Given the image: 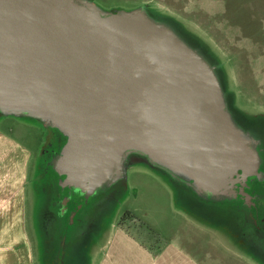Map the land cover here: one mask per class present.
<instances>
[{
  "label": "water",
  "instance_id": "water-1",
  "mask_svg": "<svg viewBox=\"0 0 264 264\" xmlns=\"http://www.w3.org/2000/svg\"><path fill=\"white\" fill-rule=\"evenodd\" d=\"M220 94L196 59L138 13L0 0V103L41 109L67 137L51 161L62 189L95 196L125 173L121 152L133 146L201 195L236 199L249 179L264 180L262 158L232 127Z\"/></svg>",
  "mask_w": 264,
  "mask_h": 264
},
{
  "label": "rangeland",
  "instance_id": "rangeland-1",
  "mask_svg": "<svg viewBox=\"0 0 264 264\" xmlns=\"http://www.w3.org/2000/svg\"><path fill=\"white\" fill-rule=\"evenodd\" d=\"M105 14L138 13L196 59L221 89L231 125L254 143L264 167V0H84ZM45 113L33 106L0 103V129L31 152L30 172L39 177L27 202L28 229L45 264H98L112 235L126 232L144 245L194 244L193 252L224 264H264V218L259 230L233 200L201 195L185 177L148 153L128 146L120 176L91 198L89 206L59 219ZM138 159L129 164L130 157ZM36 176V177H37ZM58 191V190H57ZM57 195V193H56ZM52 200V201H51ZM264 217V198L260 202ZM256 223V222H255ZM235 245L241 263L231 259ZM240 248V249H239ZM43 256V257H42Z\"/></svg>",
  "mask_w": 264,
  "mask_h": 264
},
{
  "label": "crops",
  "instance_id": "crops-1",
  "mask_svg": "<svg viewBox=\"0 0 264 264\" xmlns=\"http://www.w3.org/2000/svg\"><path fill=\"white\" fill-rule=\"evenodd\" d=\"M31 156L23 143L0 129V264L41 262L40 245L28 229L27 202L30 191L38 184V176L30 172ZM120 232L112 235L98 264H224L222 258L193 252L192 242L170 241L146 246L128 233ZM226 248L233 249L231 259L240 263L246 260L236 245Z\"/></svg>",
  "mask_w": 264,
  "mask_h": 264
},
{
  "label": "flooded vegetation",
  "instance_id": "flooded-vegetation-1",
  "mask_svg": "<svg viewBox=\"0 0 264 264\" xmlns=\"http://www.w3.org/2000/svg\"><path fill=\"white\" fill-rule=\"evenodd\" d=\"M47 140L48 145L52 147L51 150H47L46 152L50 151V158H53V156H56L62 147L65 144H62L64 141L63 136L57 132L55 129H48L47 132ZM60 148V149H59ZM138 159V155L130 157L129 164L136 161ZM49 167H46L47 173H45V176L42 175L41 181L46 182V179H48L50 182L49 184L52 185V188L55 189L54 197H53V207L57 208V214L58 218H61V215H65L66 213H69L71 210H77V208L83 209L85 206H89L91 202L92 197H86L84 195L77 194L70 188H65L59 191H57V185L56 180L58 179V183L60 178H64V176L59 178H56L55 171L52 168V174L49 172ZM51 170V169H50ZM261 171L264 172V167L261 164ZM39 182V177H38ZM239 195L236 199H233L237 203V207L240 208L239 212L242 213L244 216V219L246 221H249L250 224L254 222L255 228H258L259 230L262 229V226L258 224L259 220H262L263 217V209L260 206V202L264 198V180H251L249 179L247 181L246 187H238ZM57 193V195H56ZM67 200L66 205H62L63 201ZM259 218V220H258ZM256 222V223H255Z\"/></svg>",
  "mask_w": 264,
  "mask_h": 264
},
{
  "label": "trees",
  "instance_id": "trees-1",
  "mask_svg": "<svg viewBox=\"0 0 264 264\" xmlns=\"http://www.w3.org/2000/svg\"><path fill=\"white\" fill-rule=\"evenodd\" d=\"M56 130V129H55ZM57 132H59L58 130H56ZM60 133V132H59ZM62 136H63V138H64V141H63V143L62 144H65L66 143V141H67V137L66 136H64L62 133H60ZM60 149V148H59ZM55 175H56V178H59V175L55 172ZM56 185H57V189H58V191L60 192V190H61V186L59 185V183H58V179L56 180Z\"/></svg>",
  "mask_w": 264,
  "mask_h": 264
}]
</instances>
